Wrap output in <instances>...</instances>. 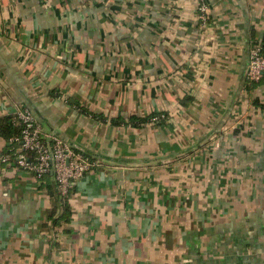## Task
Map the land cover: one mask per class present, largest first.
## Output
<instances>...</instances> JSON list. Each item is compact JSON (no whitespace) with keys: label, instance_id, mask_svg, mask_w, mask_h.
<instances>
[{"label":"crops","instance_id":"crops-1","mask_svg":"<svg viewBox=\"0 0 264 264\" xmlns=\"http://www.w3.org/2000/svg\"><path fill=\"white\" fill-rule=\"evenodd\" d=\"M205 2L202 31L193 0H0V119L97 162L55 224L53 176L0 137V264H264V0Z\"/></svg>","mask_w":264,"mask_h":264},{"label":"built area","instance_id":"built-area-1","mask_svg":"<svg viewBox=\"0 0 264 264\" xmlns=\"http://www.w3.org/2000/svg\"><path fill=\"white\" fill-rule=\"evenodd\" d=\"M200 29L208 27L209 7L205 0H193ZM245 79L250 83H258L264 79V44L257 42L250 49ZM13 120L22 125L18 136L6 142L10 155L2 157V161H14L18 168L32 173L41 179L45 175L53 176L57 192L68 197L75 182L97 166L90 156L83 154L57 136L46 134L41 124L27 108H19Z\"/></svg>","mask_w":264,"mask_h":264},{"label":"trees","instance_id":"trees-1","mask_svg":"<svg viewBox=\"0 0 264 264\" xmlns=\"http://www.w3.org/2000/svg\"><path fill=\"white\" fill-rule=\"evenodd\" d=\"M256 84L252 83L251 85L248 86V90L253 89V87ZM150 118V119H149ZM149 118H139V117H133L130 119V124L132 125H143L147 122L152 121L155 123H161L164 119V117L162 115H155ZM22 130V125L18 122H16L15 120H13V116H6L0 119V137H2V139L6 140V142L11 138V137H15L18 136L20 134ZM5 151V155H10L11 152L8 151V147H6ZM72 191V190H71ZM70 196V194H69ZM69 196L66 198L59 196L61 199L60 201L63 204V209L61 211V214L54 219V223L55 224H59V223H68L70 222L71 219V212L69 209V206L67 204V199L69 198Z\"/></svg>","mask_w":264,"mask_h":264},{"label":"water","instance_id":"water-1","mask_svg":"<svg viewBox=\"0 0 264 264\" xmlns=\"http://www.w3.org/2000/svg\"><path fill=\"white\" fill-rule=\"evenodd\" d=\"M33 114V113H32ZM34 115V114H33ZM36 118V117H35ZM51 135H54V136H57L58 138H60L62 141H64V139H62L60 136H58V135H56V134H54V133H51ZM65 142V141H64ZM67 143V142H66ZM68 144V143H67ZM71 147H73L72 145H70ZM77 151H79V152H81V153H83V154H85L84 152H82V151H80V150H77ZM87 155V154H86Z\"/></svg>","mask_w":264,"mask_h":264}]
</instances>
